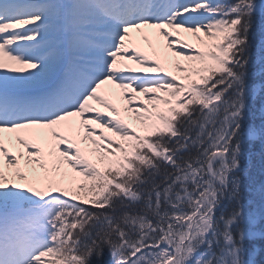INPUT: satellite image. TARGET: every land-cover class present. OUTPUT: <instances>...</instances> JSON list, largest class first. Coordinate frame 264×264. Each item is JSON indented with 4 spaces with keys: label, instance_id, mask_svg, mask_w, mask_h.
Segmentation results:
<instances>
[{
    "label": "snow or ice",
    "instance_id": "snow-or-ice-1",
    "mask_svg": "<svg viewBox=\"0 0 264 264\" xmlns=\"http://www.w3.org/2000/svg\"><path fill=\"white\" fill-rule=\"evenodd\" d=\"M258 17L0 0V264H264V185L241 175L264 153Z\"/></svg>",
    "mask_w": 264,
    "mask_h": 264
},
{
    "label": "trees",
    "instance_id": "trees-1",
    "mask_svg": "<svg viewBox=\"0 0 264 264\" xmlns=\"http://www.w3.org/2000/svg\"><path fill=\"white\" fill-rule=\"evenodd\" d=\"M253 53L264 45V17L256 19L255 26L251 33ZM260 65H257V71ZM242 177L246 185V192L258 191L264 185V153L259 148L244 161Z\"/></svg>",
    "mask_w": 264,
    "mask_h": 264
}]
</instances>
